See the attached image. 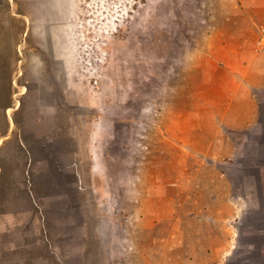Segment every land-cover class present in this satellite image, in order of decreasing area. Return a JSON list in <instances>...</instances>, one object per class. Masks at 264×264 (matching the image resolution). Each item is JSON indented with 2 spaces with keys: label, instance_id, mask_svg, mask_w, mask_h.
I'll list each match as a JSON object with an SVG mask.
<instances>
[{
  "label": "rangeland",
  "instance_id": "374dc122",
  "mask_svg": "<svg viewBox=\"0 0 264 264\" xmlns=\"http://www.w3.org/2000/svg\"><path fill=\"white\" fill-rule=\"evenodd\" d=\"M240 41L264 53V0H0V264H264V89L194 182L148 96L191 106L188 64Z\"/></svg>",
  "mask_w": 264,
  "mask_h": 264
},
{
  "label": "crops",
  "instance_id": "0c3cea01",
  "mask_svg": "<svg viewBox=\"0 0 264 264\" xmlns=\"http://www.w3.org/2000/svg\"><path fill=\"white\" fill-rule=\"evenodd\" d=\"M261 19L263 18H258V20ZM253 29L248 26L240 33L239 31L231 32L234 33L232 37L236 40L244 36L243 33L246 31H249L253 37ZM245 45V42L240 41L238 46L232 49L227 44H222L217 45L215 47L216 50L213 45L212 49H206L201 52L203 54L202 61L197 59L188 64V68H195L191 73L195 79L200 80L203 78L202 86L205 82H208V87L213 85L212 92H207L210 90L208 87L206 90V87L201 86L200 90L192 93L193 95L190 99H193L194 103L191 106L186 104L176 109L172 107V102L169 99L175 96L173 91H178L179 86L182 85L177 86L174 90L172 84L170 86L172 89L168 86L166 87L167 78L161 82L162 86L153 91L150 87L151 91L148 92L150 93L148 96L151 99H155V102L150 104L154 109L152 116L159 112V109V113H161L162 107L158 109V100L162 106H171L163 113L161 132L164 134V143L167 148L180 149L183 152V157H181L180 161L177 160V163L181 164L182 172L180 177L185 172L186 164L188 172H191V174L195 173L194 175L190 174L191 181L196 180L198 171H194L195 167L192 165L194 160L199 161L198 163L203 165L204 160L210 161L214 159L213 157L218 159L223 154L230 156L236 150V147L230 142L227 132L248 130L257 120L259 104L254 95V90L264 89V53L252 51L249 46L246 45L247 47H245ZM205 52H209V54L204 56ZM182 61L179 64H183ZM184 62L186 63V61ZM178 71L183 73L180 69L176 72ZM189 74L187 75L186 73V76H189ZM199 80L198 82H200ZM231 82L232 84H230ZM174 83H183V79L182 81L175 79ZM182 92L184 91L182 90ZM205 92L208 96H205ZM144 96H146V93H144ZM142 101L144 100L142 99ZM135 110L137 111L138 109ZM172 149L166 150V155L169 157V164L173 165L177 164L175 163V156L177 155L174 153L175 150ZM177 170L176 168V173L178 172ZM193 188L194 185L190 183L186 187H176V190L178 193H182L181 196L187 198V196L190 197ZM233 213H236V210L230 216ZM213 217L214 222L215 219L217 221L221 220L218 215ZM197 234L199 237L197 243L200 245L202 243V247L200 246L199 250H197L198 255H195L196 253L190 255L186 258L187 260L193 257L196 260H200L204 258V254H212L213 251H218L215 250L217 248L214 245L215 243H213L216 242V237L207 236L208 239H206L204 234L199 232ZM208 242L209 244L213 243L214 246L211 248L206 246Z\"/></svg>",
  "mask_w": 264,
  "mask_h": 264
}]
</instances>
